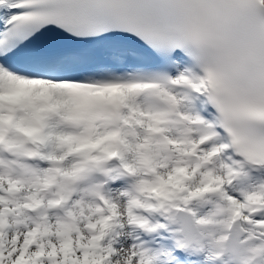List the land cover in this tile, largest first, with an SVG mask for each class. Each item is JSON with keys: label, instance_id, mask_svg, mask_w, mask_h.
Returning <instances> with one entry per match:
<instances>
[{"label": "snow or ice", "instance_id": "snow-or-ice-1", "mask_svg": "<svg viewBox=\"0 0 264 264\" xmlns=\"http://www.w3.org/2000/svg\"><path fill=\"white\" fill-rule=\"evenodd\" d=\"M0 264H264V0H0Z\"/></svg>", "mask_w": 264, "mask_h": 264}]
</instances>
